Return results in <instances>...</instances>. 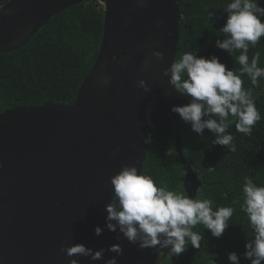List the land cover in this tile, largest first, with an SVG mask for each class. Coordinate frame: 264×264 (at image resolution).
I'll list each match as a JSON object with an SVG mask.
<instances>
[{"label": "water", "instance_id": "1", "mask_svg": "<svg viewBox=\"0 0 264 264\" xmlns=\"http://www.w3.org/2000/svg\"><path fill=\"white\" fill-rule=\"evenodd\" d=\"M83 1L8 0L0 7V52L22 47L54 15ZM100 2L103 42L75 102L0 111V264H105L113 256L118 264H157L163 250L140 249L106 228V205L114 195L111 178L124 166L142 173L149 129L159 115L175 121L187 195L197 198L203 186L182 148L181 118L172 112L183 106V96L163 75L177 55L178 1ZM74 244L103 248L104 257L61 252ZM115 244L122 256L107 251Z\"/></svg>", "mask_w": 264, "mask_h": 264}, {"label": "trees", "instance_id": "2", "mask_svg": "<svg viewBox=\"0 0 264 264\" xmlns=\"http://www.w3.org/2000/svg\"><path fill=\"white\" fill-rule=\"evenodd\" d=\"M8 0H0V7ZM182 15L176 59L191 52L211 58L217 56L227 68L241 77L244 89L261 115L251 136L236 130V118L229 116L227 132L234 137L235 152L214 145V135L205 130L204 136L194 133L182 119V148L189 163L202 181L198 199L213 201V210L233 207V216L222 237L212 236L203 225L193 231L203 239L200 249L189 243L187 250L167 259L163 250L157 264H231L230 252L240 256V264H251L244 257L247 239L254 238L247 215L240 210L243 203L244 178L251 177L264 186V77L253 85L247 74H241L238 50L232 56L218 49L217 39H225L220 29L228 18L225 10L232 0H177ZM264 7V0H258ZM105 6L100 0H85L54 15L25 45L0 52V111L20 106H39L46 102L72 105L79 88L90 73L103 42ZM213 14V15H212ZM260 54L259 67L264 68V37L256 47L250 45L249 63ZM183 105L189 101L183 97ZM175 121L168 114L159 115L151 125L147 155L142 174L151 176L170 190L187 195L183 182L186 168L176 149ZM171 149V154L167 152ZM215 171H209V167ZM239 200L240 203H234Z\"/></svg>", "mask_w": 264, "mask_h": 264}, {"label": "clouds", "instance_id": "3", "mask_svg": "<svg viewBox=\"0 0 264 264\" xmlns=\"http://www.w3.org/2000/svg\"><path fill=\"white\" fill-rule=\"evenodd\" d=\"M225 10L228 18L220 31L226 38L217 39L215 46L230 56L239 50L241 74H247L255 85L258 78L264 77V68L258 66V52L249 63L248 51L250 45L256 47L264 37V7L259 6L258 0H232ZM153 55L163 59L160 52ZM163 75L170 77L169 84L189 101L183 106H173L172 112L178 113L200 137L209 130L215 137L213 144L225 146L229 152L237 150L234 137L227 132L229 116L236 118V130L246 136L252 135L253 127L261 120L241 77L215 55L207 58L186 52ZM139 86L145 92L151 90L144 80L139 81ZM170 154L171 149L167 152ZM208 170L215 171V167L210 166ZM111 184L114 195L106 205V228L113 232L118 230V240L122 234L140 249L158 248L159 253L167 250L169 260L184 253L189 243L200 249L203 237L193 231L197 225H203L216 238L222 237L235 211L233 207H219L214 211L212 200L192 198L170 190L166 184L157 185L151 176L143 175L135 166H124L111 178ZM242 191L240 210L247 215L254 232V238L247 239L244 257L251 264H264V186L245 177ZM102 231L99 226L95 228L97 236ZM107 251L124 254L119 244L112 245ZM61 252H66L69 257L80 255L95 261L103 259L105 249L94 251L84 244H74L62 246ZM228 259L231 264H240L236 252H230ZM70 264H79V261L72 259ZM105 264H118L116 256ZM213 264H216L214 259Z\"/></svg>", "mask_w": 264, "mask_h": 264}, {"label": "rangeland", "instance_id": "4", "mask_svg": "<svg viewBox=\"0 0 264 264\" xmlns=\"http://www.w3.org/2000/svg\"><path fill=\"white\" fill-rule=\"evenodd\" d=\"M102 3V2H101ZM102 5H104L103 3H102Z\"/></svg>", "mask_w": 264, "mask_h": 264}]
</instances>
